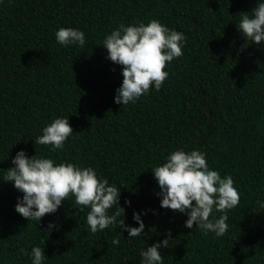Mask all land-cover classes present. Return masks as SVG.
I'll return each mask as SVG.
<instances>
[{
	"label": "trees",
	"instance_id": "1",
	"mask_svg": "<svg viewBox=\"0 0 264 264\" xmlns=\"http://www.w3.org/2000/svg\"><path fill=\"white\" fill-rule=\"evenodd\" d=\"M257 3L0 0V169L14 167L20 151L91 167L120 189L126 212L115 226L92 233L90 208L70 195L57 212L30 222L15 210L23 193L0 171V264H32L34 247L44 251L42 264H142L141 252L169 231L163 264H264V208L256 203L264 202V42L248 43L237 28L238 13ZM153 19L185 35L183 55L167 65L159 91L152 86L123 107L114 102L122 66L106 58L103 40L121 24ZM61 27L83 31L85 45H60ZM56 118H69L74 130L63 149L35 144ZM176 150L206 153L210 169L233 178L240 202L227 210L224 236L188 229L186 215L161 207L151 170ZM134 212L145 231L130 239L119 221L138 228Z\"/></svg>",
	"mask_w": 264,
	"mask_h": 264
},
{
	"label": "clouds",
	"instance_id": "2",
	"mask_svg": "<svg viewBox=\"0 0 264 264\" xmlns=\"http://www.w3.org/2000/svg\"><path fill=\"white\" fill-rule=\"evenodd\" d=\"M238 14V31L248 43L260 46L264 42V2L258 0L251 12ZM55 38L65 47H83L86 41L85 33L75 28L61 27ZM185 42L182 32L169 29L155 19L147 24H121L106 35L103 40V47L108 53L106 58L122 66L123 82L117 89L114 102L124 107L137 102L152 86L159 91L169 76L165 71L167 65L183 55ZM73 134L69 118H56L43 128L42 135L34 141L35 144L50 145L52 151H57L63 149ZM11 162L14 167L7 171L0 169L5 173L3 182L12 183L17 191L23 193L15 210L30 222L35 220L39 224L43 217L57 212L70 195L75 197L77 205L90 208L86 223L92 233L115 226L117 217L126 214L119 203L120 189L115 184L110 185L106 178L98 177L91 167L81 168L67 162L55 165L52 159L38 155L29 158L24 151L18 152ZM151 171L161 189L157 195L161 197L163 209L186 215L185 227L188 229H193L195 225L205 235L209 232L217 237L226 234L229 229L227 210L239 204L240 195L230 175L222 177L218 171L209 168L206 153L176 150L165 163ZM125 203L131 205V201ZM256 203L264 208V202L257 200ZM117 204L116 211L109 215V210ZM214 211L222 215L216 218ZM133 219L139 224L138 228L126 225L124 218L119 221V228L128 232L130 239L141 237L145 231L141 213L134 212ZM54 227L49 224V231ZM171 236L169 231L168 238L162 243L157 242L143 250L142 264H163L161 248H169ZM119 242V237L112 240L114 245ZM21 251L27 255L23 249ZM69 254L70 251L65 253ZM45 257L40 247L32 249V264H42Z\"/></svg>",
	"mask_w": 264,
	"mask_h": 264
}]
</instances>
